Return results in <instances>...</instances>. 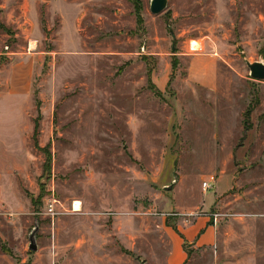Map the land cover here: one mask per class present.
Wrapping results in <instances>:
<instances>
[{"label":"rangeland","instance_id":"374dc122","mask_svg":"<svg viewBox=\"0 0 264 264\" xmlns=\"http://www.w3.org/2000/svg\"><path fill=\"white\" fill-rule=\"evenodd\" d=\"M152 1L0 0V264H264V0Z\"/></svg>","mask_w":264,"mask_h":264},{"label":"crops","instance_id":"0c3cea01","mask_svg":"<svg viewBox=\"0 0 264 264\" xmlns=\"http://www.w3.org/2000/svg\"><path fill=\"white\" fill-rule=\"evenodd\" d=\"M212 219L200 217L192 219L188 224L178 225L174 231V252L171 261L174 264H181L188 260V253L185 246L210 247L216 243V228L211 224ZM187 258V260H185Z\"/></svg>","mask_w":264,"mask_h":264},{"label":"water","instance_id":"95a60500","mask_svg":"<svg viewBox=\"0 0 264 264\" xmlns=\"http://www.w3.org/2000/svg\"><path fill=\"white\" fill-rule=\"evenodd\" d=\"M168 8V0H153L151 3V12L155 16L163 14ZM247 66L250 69L251 78L255 81L264 82V62L250 63L247 62ZM37 230L31 237V250L37 251L38 247L36 245L35 234Z\"/></svg>","mask_w":264,"mask_h":264},{"label":"built area","instance_id":"2783aa9c","mask_svg":"<svg viewBox=\"0 0 264 264\" xmlns=\"http://www.w3.org/2000/svg\"><path fill=\"white\" fill-rule=\"evenodd\" d=\"M216 179L214 177L210 178L209 181L205 182L204 185H203V188L205 191H209V190H212L215 185H216ZM49 215L51 216H55L57 213H56V205L54 202L50 203L49 204Z\"/></svg>","mask_w":264,"mask_h":264},{"label":"bare ground","instance_id":"6f19581e","mask_svg":"<svg viewBox=\"0 0 264 264\" xmlns=\"http://www.w3.org/2000/svg\"><path fill=\"white\" fill-rule=\"evenodd\" d=\"M191 46H192V49L193 50H198L199 49V44L197 42H195V41L192 42ZM80 208H81V203L80 202H77L75 204V210L76 211H80Z\"/></svg>","mask_w":264,"mask_h":264},{"label":"trees","instance_id":"16d2710c","mask_svg":"<svg viewBox=\"0 0 264 264\" xmlns=\"http://www.w3.org/2000/svg\"><path fill=\"white\" fill-rule=\"evenodd\" d=\"M250 115V112L248 113V116ZM38 129H39V126L36 125V130H35V136H37V132H38ZM34 141H36V144H37V140H35L34 138ZM177 230V228H175ZM188 245H186L185 247L187 248Z\"/></svg>","mask_w":264,"mask_h":264}]
</instances>
